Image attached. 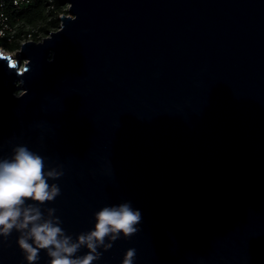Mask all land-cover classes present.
Here are the masks:
<instances>
[{"label": "water", "instance_id": "obj_1", "mask_svg": "<svg viewBox=\"0 0 264 264\" xmlns=\"http://www.w3.org/2000/svg\"><path fill=\"white\" fill-rule=\"evenodd\" d=\"M64 4L57 31L0 52V159L25 145L62 171L40 207L73 240L104 206L140 211L93 264H264V0ZM18 236L0 264H27Z\"/></svg>", "mask_w": 264, "mask_h": 264}, {"label": "clouds", "instance_id": "obj_2", "mask_svg": "<svg viewBox=\"0 0 264 264\" xmlns=\"http://www.w3.org/2000/svg\"><path fill=\"white\" fill-rule=\"evenodd\" d=\"M62 175L56 168L45 170L44 158L25 145L0 159V236L19 233L17 243L27 264H36L41 250L50 257L48 264H93L101 256L99 248L108 250L121 234L127 239L139 230L141 213L125 202L102 207L95 213L94 228L73 240L60 226L56 210L48 208L45 215L40 207L60 195L58 185L48 181ZM81 248L88 250L83 256L77 255ZM135 256L136 250L128 249L122 264H134Z\"/></svg>", "mask_w": 264, "mask_h": 264}, {"label": "trees", "instance_id": "obj_3", "mask_svg": "<svg viewBox=\"0 0 264 264\" xmlns=\"http://www.w3.org/2000/svg\"><path fill=\"white\" fill-rule=\"evenodd\" d=\"M66 5L64 4V0H37L32 5L14 12L11 17L12 26L18 20H26L28 22H32L34 20L42 19L44 16V12L50 17L49 25L52 28H58L59 19L58 15L65 13ZM31 34L32 33H27ZM22 33H13L11 42H8L6 39H0V47L6 51H14L18 49L19 43L18 38Z\"/></svg>", "mask_w": 264, "mask_h": 264}, {"label": "rangeland", "instance_id": "obj_4", "mask_svg": "<svg viewBox=\"0 0 264 264\" xmlns=\"http://www.w3.org/2000/svg\"><path fill=\"white\" fill-rule=\"evenodd\" d=\"M67 9L68 8L66 6V8H65L66 12L62 13V14L67 15L68 14ZM62 14H59L58 17ZM49 19H50V17L44 12V16L42 19L34 20L32 22H28L26 20H18L17 22H15L14 23L15 33H18V32L22 33L20 38L17 39L19 46L21 43L26 42V41L40 42L44 38L48 37L51 32L57 31L59 29V26H58V28L50 27V25L48 24ZM59 25H60V22H59ZM27 33H32V35L27 34ZM18 49H19V47H18ZM18 49H16V50H18ZM16 50H14V51H16ZM14 51L4 50L3 54H8L10 56H14ZM23 64L24 63L22 62V65ZM21 93H22L21 90L15 92L16 95H20Z\"/></svg>", "mask_w": 264, "mask_h": 264}, {"label": "built area", "instance_id": "obj_5", "mask_svg": "<svg viewBox=\"0 0 264 264\" xmlns=\"http://www.w3.org/2000/svg\"><path fill=\"white\" fill-rule=\"evenodd\" d=\"M35 1L37 0H0V39L11 42L12 35L15 32L11 22L12 14L32 5ZM0 52H4L1 47ZM17 52L18 50L14 51V56H11L14 62Z\"/></svg>", "mask_w": 264, "mask_h": 264}]
</instances>
